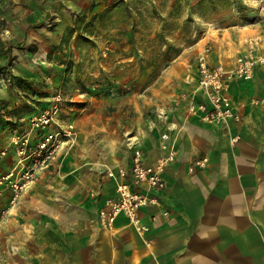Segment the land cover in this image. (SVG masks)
Instances as JSON below:
<instances>
[{"label":"crops","instance_id":"crops-1","mask_svg":"<svg viewBox=\"0 0 264 264\" xmlns=\"http://www.w3.org/2000/svg\"><path fill=\"white\" fill-rule=\"evenodd\" d=\"M60 1L63 6L48 1L40 18L55 11L57 24L69 26L71 12L93 4ZM257 30L233 33L234 41L224 34L213 38L210 65L229 70L242 54L264 57V32ZM190 59L181 56L165 70L149 97L152 114L127 117L122 136L103 125L99 155L72 154L55 169L57 177L37 181V195H23L0 227V264H264V65L251 80L229 84L240 120L212 127L188 113L191 100H205L197 92L196 57ZM164 133L176 159L162 175L158 204L140 211L148 232L139 237L123 215L112 229L103 228L98 211L116 198L120 169L127 172L122 182H131L133 151L122 145L124 137L136 138L143 163L150 166ZM202 158L207 164L196 167ZM31 202L36 210L26 208Z\"/></svg>","mask_w":264,"mask_h":264},{"label":"rangeland","instance_id":"rangeland-1","mask_svg":"<svg viewBox=\"0 0 264 264\" xmlns=\"http://www.w3.org/2000/svg\"><path fill=\"white\" fill-rule=\"evenodd\" d=\"M48 1L0 0V227L69 156L99 155L103 125L122 136L127 117L152 114L149 97L181 56L211 51L220 34L264 32V0H93L69 26L55 11L40 18ZM26 171L33 179L15 190Z\"/></svg>","mask_w":264,"mask_h":264},{"label":"built area","instance_id":"built-area-1","mask_svg":"<svg viewBox=\"0 0 264 264\" xmlns=\"http://www.w3.org/2000/svg\"><path fill=\"white\" fill-rule=\"evenodd\" d=\"M209 54L210 48L205 46L196 57L197 92H200L205 100L198 104L191 100L188 113L199 115L200 122L212 127L223 125L229 120L238 122L240 117L234 111L229 95V84L234 79L251 80L254 77L256 67L264 65V57H254L251 54H246L235 67L228 70L220 64L211 66L208 61ZM232 141L235 142L236 139ZM12 143L16 146V155L22 158L27 148L25 142L14 135ZM137 143L134 136L127 135L125 137L124 145L133 151L132 163L129 169L131 182L130 184L122 182L127 172L120 169L119 178L121 180L115 179L116 198L105 201L104 206L98 211V219L103 228L112 229L116 218L123 215L137 235L143 238L148 229L141 222L140 211L148 205L158 204L156 194L165 188L162 175L174 163L176 151L170 143L169 135L164 133L160 136L158 157L154 164L146 166L143 163L142 152L137 148ZM44 148L45 144L41 145V149ZM19 164H21V161ZM206 164V158L195 162V166L199 168H204ZM15 169L2 180L11 179L14 176ZM194 170V168H191L190 172H194ZM109 176L113 177L111 173H109ZM32 179L33 175L30 174V171L21 173L20 180L14 184L15 190L18 188L22 190ZM91 196H94V194H91Z\"/></svg>","mask_w":264,"mask_h":264}]
</instances>
